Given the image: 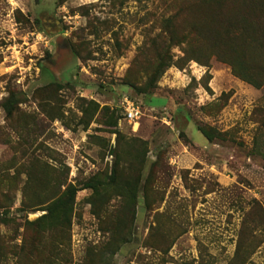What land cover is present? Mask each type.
Segmentation results:
<instances>
[{"label":"rangeland","instance_id":"374dc122","mask_svg":"<svg viewBox=\"0 0 264 264\" xmlns=\"http://www.w3.org/2000/svg\"><path fill=\"white\" fill-rule=\"evenodd\" d=\"M0 264H264V0H0Z\"/></svg>","mask_w":264,"mask_h":264},{"label":"trees","instance_id":"16d2710c","mask_svg":"<svg viewBox=\"0 0 264 264\" xmlns=\"http://www.w3.org/2000/svg\"><path fill=\"white\" fill-rule=\"evenodd\" d=\"M235 23L237 22H234V24ZM170 67V64L158 66L155 72L156 77L161 78L165 71ZM200 131L209 142L214 140V137L210 135L205 129L200 128ZM84 189L95 190L96 188L91 183L85 184L82 188L70 186L61 198L51 203L45 210H43L46 212V214L39 218L36 222L47 223L50 227L63 224L72 215L75 198L78 192Z\"/></svg>","mask_w":264,"mask_h":264},{"label":"built area","instance_id":"2783aa9c","mask_svg":"<svg viewBox=\"0 0 264 264\" xmlns=\"http://www.w3.org/2000/svg\"><path fill=\"white\" fill-rule=\"evenodd\" d=\"M124 119L128 123H137L143 116L142 108L137 102L123 98L121 102Z\"/></svg>","mask_w":264,"mask_h":264}]
</instances>
